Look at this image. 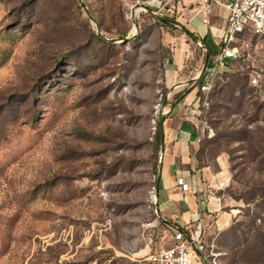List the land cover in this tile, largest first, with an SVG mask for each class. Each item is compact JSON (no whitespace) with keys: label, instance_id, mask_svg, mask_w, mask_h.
<instances>
[{"label":"rangeland","instance_id":"1","mask_svg":"<svg viewBox=\"0 0 264 264\" xmlns=\"http://www.w3.org/2000/svg\"><path fill=\"white\" fill-rule=\"evenodd\" d=\"M142 2L0 0V264H149L172 246L157 131L187 88L168 76L205 73L225 17L157 14L171 25ZM233 46L210 91L198 82L194 170L233 214L204 234L211 264H263L249 246L264 235V35Z\"/></svg>","mask_w":264,"mask_h":264},{"label":"crops","instance_id":"2","mask_svg":"<svg viewBox=\"0 0 264 264\" xmlns=\"http://www.w3.org/2000/svg\"><path fill=\"white\" fill-rule=\"evenodd\" d=\"M218 8H215L216 12ZM223 12L225 17L226 11ZM209 42L215 46L216 51L219 49L220 45L216 46L211 40ZM204 46L207 47L206 44ZM207 49L209 51L208 47ZM213 55L210 54L209 60L206 61V70L202 76L198 73L189 79L177 80L173 75L168 76V82L175 92L186 88L187 90L184 98L166 111L165 149L164 153H161L158 173V207L164 217L174 229L187 230L193 225L201 224L204 234L211 230H225L233 223V214L222 212L223 204L216 194V181L213 182V178L210 179L206 171L194 170V151L201 139L196 101L198 82L202 81L207 70L213 67ZM199 77L200 80L197 81ZM180 177L189 183V191L184 192L177 185V179ZM206 180L208 182L205 183Z\"/></svg>","mask_w":264,"mask_h":264},{"label":"built area","instance_id":"3","mask_svg":"<svg viewBox=\"0 0 264 264\" xmlns=\"http://www.w3.org/2000/svg\"><path fill=\"white\" fill-rule=\"evenodd\" d=\"M144 8L155 14L167 17L187 13L203 16V23L210 25V17L218 16L215 8H223L226 16L223 26V41L212 57L213 67L203 76L200 92H209L216 77L225 72L238 58V51L233 46L239 36L245 34L264 35V0H142ZM182 191H189L190 185L185 178L177 179ZM224 181L219 182L223 187ZM204 240L201 224L187 230L174 229L171 247L153 254L148 258L149 264H211Z\"/></svg>","mask_w":264,"mask_h":264},{"label":"water","instance_id":"4","mask_svg":"<svg viewBox=\"0 0 264 264\" xmlns=\"http://www.w3.org/2000/svg\"><path fill=\"white\" fill-rule=\"evenodd\" d=\"M84 7H85V5H84ZM148 12L153 14L158 20H160V21H162V22H164L166 24L177 25L175 21H173L171 19H168V18H165V17H159L157 14L153 13L151 10H148ZM133 23L136 26V21L135 20H133ZM183 30L187 34H190V32L187 29L183 28ZM100 36L103 37L102 34H100ZM103 38H105V37H103ZM129 40H131V39L124 38L123 42H127ZM111 42H116V40H112ZM202 47L207 51L206 61H208L209 58H210V53H209L207 47H205V46H202ZM199 80H200V77L197 79V81H199ZM165 116H166V113L163 112V111L161 112V114L159 116V135H160V140H161V153L162 154L164 153V149H165V145H164V143H165V134H164V119H165ZM158 190H159V180L157 182V189H156L157 195H158ZM160 216H161V214H160Z\"/></svg>","mask_w":264,"mask_h":264},{"label":"trees","instance_id":"5","mask_svg":"<svg viewBox=\"0 0 264 264\" xmlns=\"http://www.w3.org/2000/svg\"><path fill=\"white\" fill-rule=\"evenodd\" d=\"M212 43H209V51L211 56L214 54V45H211ZM202 83V81H201ZM158 143L161 145V140H160V135H159V128H158ZM248 244H250L249 242H247ZM251 246H249V251H253V253H255L256 255H258V261H261L260 263L264 264V235H258L255 240L253 241V243L250 244Z\"/></svg>","mask_w":264,"mask_h":264},{"label":"bare ground","instance_id":"6","mask_svg":"<svg viewBox=\"0 0 264 264\" xmlns=\"http://www.w3.org/2000/svg\"><path fill=\"white\" fill-rule=\"evenodd\" d=\"M140 10H138V12H139ZM164 110V109H163Z\"/></svg>","mask_w":264,"mask_h":264}]
</instances>
